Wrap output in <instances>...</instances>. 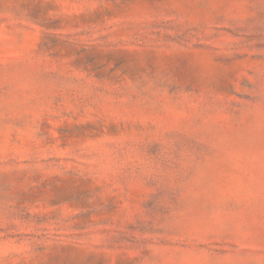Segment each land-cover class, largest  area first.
I'll return each mask as SVG.
<instances>
[{
  "label": "rangeland",
  "instance_id": "rangeland-1",
  "mask_svg": "<svg viewBox=\"0 0 264 264\" xmlns=\"http://www.w3.org/2000/svg\"><path fill=\"white\" fill-rule=\"evenodd\" d=\"M0 264H264V0H0Z\"/></svg>",
  "mask_w": 264,
  "mask_h": 264
}]
</instances>
